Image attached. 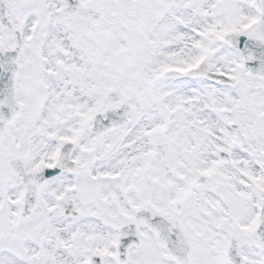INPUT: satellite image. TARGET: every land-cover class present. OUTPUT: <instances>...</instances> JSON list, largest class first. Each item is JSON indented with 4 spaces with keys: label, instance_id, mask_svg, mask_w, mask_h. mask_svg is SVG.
<instances>
[{
    "label": "snow or ice",
    "instance_id": "snow-or-ice-1",
    "mask_svg": "<svg viewBox=\"0 0 264 264\" xmlns=\"http://www.w3.org/2000/svg\"><path fill=\"white\" fill-rule=\"evenodd\" d=\"M0 264H264V0H0Z\"/></svg>",
    "mask_w": 264,
    "mask_h": 264
}]
</instances>
